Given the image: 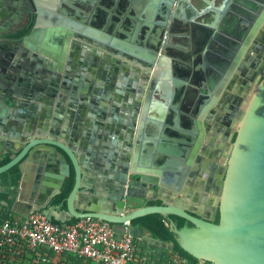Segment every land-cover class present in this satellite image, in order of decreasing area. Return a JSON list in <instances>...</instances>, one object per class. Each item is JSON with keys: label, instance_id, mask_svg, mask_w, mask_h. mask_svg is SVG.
Wrapping results in <instances>:
<instances>
[{"label": "water", "instance_id": "obj_1", "mask_svg": "<svg viewBox=\"0 0 264 264\" xmlns=\"http://www.w3.org/2000/svg\"><path fill=\"white\" fill-rule=\"evenodd\" d=\"M43 1L45 4L42 7L41 0L13 2L25 8L33 25L22 37L13 35L10 38L15 44L8 52L10 72L0 81V111L4 113L0 115V134L4 130V133L9 131L13 136V128L20 126L22 121L20 112L28 110L29 104L36 103L38 108L41 98H47V103L51 105V108L45 106L41 118H38L42 120L34 132L25 128L23 137L27 142L20 152L0 166V174L16 164H20L22 170L16 199L10 205L11 211L28 216L35 210H42L49 219L61 223L74 217L90 216L110 223L117 232L118 227L124 226L125 222L131 223L151 213L177 215L192 225L178 228L172 221L171 228L176 239L184 250L201 263L264 264V67L247 94L243 108H240L242 103L239 102L238 107L232 110L230 122L234 125L232 131L236 129L237 135L234 141L232 137L229 140L218 180H207V191L216 184L209 206L193 210L181 195L176 200H164L161 205H148V201L157 200V197L148 193L152 190L164 191L170 180L159 164L155 166L158 168L156 172L147 165L140 169L139 141L143 135L140 133L138 143L134 144L135 132L137 128L141 132L149 123L152 101L148 96L146 104H143L144 92L141 91L144 85L139 86L141 89L138 93L132 94L130 90L135 88L134 80L136 76L139 77V73L142 72L146 78L150 76L149 70L141 71L135 63L149 60L148 67L151 69L157 62V72L161 67L168 75L170 66L164 58L168 51L165 48L160 51L159 44L144 45L136 40L132 28L127 33L115 34L108 29L91 27L92 22L86 16L81 17L70 11L69 0ZM229 2L225 0L223 5L216 4L220 7L217 10L220 15L225 12ZM161 3L165 16L158 17L156 24L161 26L158 31L162 34L163 28L167 30L168 19L174 21L176 16H182L181 7L183 3L190 6V0H154L149 5L156 9ZM174 3L177 4L175 9ZM251 3L252 12L237 34L235 55L222 63L224 70L217 80L219 88L224 86L231 69L240 62L241 54L254 39L264 20V0H252ZM210 9L216 10L214 5L200 10L191 7L195 16ZM143 20L139 19V22L149 25ZM88 35L95 38V42L91 41L95 47L105 46L115 55L133 63L131 65L110 57L112 68L119 63L122 68L118 77L121 84L116 83L118 98L112 107L107 104L109 95L106 98L102 94V88L108 87V84L105 85L107 82L103 83L108 75L107 66L95 70V66L87 61L91 47L87 49L83 43L75 40ZM3 38L5 36L1 35L0 40ZM259 40L264 41V27L255 36L254 42L258 43ZM78 47L82 59L76 63L75 72L73 66ZM71 73L75 74L73 79L67 76ZM152 80L150 92L156 78ZM108 81L110 84L113 79ZM126 88L129 89L128 96L122 101L119 96H124ZM58 91L63 95H58ZM108 91L106 93L109 94ZM207 94L204 103L209 107L212 91L209 93L208 89ZM119 101L123 103L119 104ZM118 107L120 114H117ZM55 109L56 113L62 109L67 112L66 123L53 113ZM115 134L121 137L125 134L123 146L117 144ZM5 137L8 134L0 135V141ZM14 138L15 141L20 139L18 135ZM198 139L200 141L201 137ZM191 142L188 144L190 151L193 150ZM85 166L89 170L88 183L85 180ZM72 169L75 171V185L67 198V207L59 209L52 206V200L61 192L66 178L72 175ZM215 170L216 165L212 176L216 174ZM30 172L33 186L28 193L23 186ZM83 190L93 195L92 199L80 197ZM175 190L179 192L178 188ZM192 190H184L188 192V198ZM141 199L144 203L135 206ZM4 204L9 205L6 201ZM217 215L218 223L215 222ZM129 232L150 245L165 249L175 247L174 241L155 239L139 226H132Z\"/></svg>", "mask_w": 264, "mask_h": 264}, {"label": "crops", "instance_id": "obj_2", "mask_svg": "<svg viewBox=\"0 0 264 264\" xmlns=\"http://www.w3.org/2000/svg\"><path fill=\"white\" fill-rule=\"evenodd\" d=\"M224 1L190 0V6H186L183 3L181 7L182 16H176L174 21L169 18L166 25L167 30L165 31V28H163L162 34L158 31L161 26H157L156 21L160 16L164 18L165 11L161 8L162 3L159 8L150 7L149 4L154 3V0L68 1L70 11L81 17L86 16L92 22L91 27L95 29L103 28L108 29L111 33L121 34L127 33V30L132 28L136 40L143 42L144 45L159 44L161 47L160 51H162V48L168 51L167 55L164 56L170 66L168 75H165L161 67L157 72V62L151 69L148 67V64H150L149 60L148 62H140L139 64L141 65L135 63L141 71L149 70L150 76L146 78L145 75H142V72L139 73V77L136 76V80H134L135 88L131 89L130 92L132 94L138 93L141 89L139 86L141 84L144 85L141 91L142 93L144 92L143 104H146L149 96L152 105L149 123L145 125L141 132L137 128L135 140H133L134 144L138 143L139 134L142 133V139L139 141V160L143 166L140 165V169L145 168V165H147L151 166V171L156 172L158 168L155 166L159 164L162 166L163 173L170 180L164 191L152 190L148 194L162 201L176 200L181 195L188 201L186 204L193 206L196 210L209 206L216 191L215 183L210 191H207L205 187L208 178L212 179V182L214 180L216 182L220 174L219 169L223 158H215V155L221 143L225 145V143L229 142V140L227 141L229 129L233 130L234 128L233 123L229 121L230 110L239 98L246 97L247 99L248 86L251 84L252 88L258 79L256 76L260 75L264 67V41L254 42L255 36L264 27L263 20L254 39L241 54L240 62L231 69L229 78L224 86L219 88L217 80L220 72L224 70L222 69V63L235 55L237 34L240 27L244 24L243 22H247L253 9L252 0H230L225 12L220 15L217 11L220 7L216 6V4L223 5ZM13 2L15 0H0V36H5L0 41L6 40L0 43V81L10 72L11 62L8 59V52L15 46L10 41V38L16 32L24 29L29 23L25 8L16 6ZM41 2L42 7L45 3L43 0ZM176 5L174 3V9ZM211 5H214L216 10L210 9V11L199 16H195L191 10V7L200 10L204 9L205 6ZM148 14H151L149 18ZM139 19H144L143 21H147L149 25L144 24V22L141 24ZM94 39L88 35L75 40L83 43V46L87 49L91 47L87 54L89 57L87 61H89L88 64L95 66V70L99 71V69L107 66L106 74L108 73V75L103 83L107 82L105 85L108 84L107 89L110 93H106L107 89L105 86L102 88V94L106 98L109 95L107 104L112 107L116 97L118 98V95H116L118 89L116 83L118 85L121 84L118 77L122 73V68L119 67L120 63H117L118 65H114L115 67L113 66L114 68H112V64L109 63L110 57H114L120 62L126 61L131 65L133 63L124 57L115 55L105 46L95 47L91 43V41L95 42ZM93 49L95 52H92L94 51ZM79 51L80 48L78 47L73 66L75 72L77 71L76 63H78L79 59H82ZM74 75V73H71V75L67 76L73 79ZM153 78H156V83L150 92ZM108 79H113V82L109 84L110 81ZM244 80L246 81L245 85L243 84ZM242 87H244V90H240ZM208 89L209 93L212 91L209 107L208 105L205 106L204 103L208 96ZM0 90L2 89L0 88ZM128 92L129 89L126 88L124 96H119L122 101L127 98ZM227 92L232 94V97L225 101V103L227 102L225 108V104L222 101ZM60 94L63 95V93L58 91V95ZM122 101L118 103L122 104ZM47 102H49L47 98H43V100L41 98V101L38 102V108L35 103L29 104L28 110L21 109L23 112H20L19 117L22 121L20 126L13 128V136L8 130L5 133L4 130L1 131V137L4 134H8V137L2 138L0 141V159L7 154L15 155L20 152L27 142L23 137L25 128L32 129V132L36 130L42 120L38 118L39 116L41 118L45 111V106L51 108V105ZM9 104L13 105L12 103ZM243 104L244 102L240 104V108H243ZM203 106L205 107L204 109H202ZM223 107L225 110H221ZM119 108L117 109V114H120ZM221 112L224 119L219 118L220 122L218 116ZM53 113L66 123V111L62 109L56 113L55 109ZM1 114L4 113L0 111ZM120 118L125 119L123 117ZM207 124L210 127L207 128ZM17 135L20 139L15 141L14 137ZM200 137L201 140L199 141L198 138ZM114 138L117 144L123 146L126 139L125 134L122 137L119 134H115ZM190 142L193 143V150L191 149V151L188 145ZM6 149L8 150L7 153H5ZM80 154L83 156L81 152ZM214 165H216L217 171L215 170L216 174L212 176ZM84 172L86 183H88L89 170L87 166L84 167ZM204 180L205 183L203 184ZM32 186L33 175L30 172L25 179L23 187L29 193ZM175 188H178L179 192ZM186 188L193 189L189 198L187 196L188 192L184 191ZM0 191H2L1 188ZM80 197L92 199L93 195L83 190L80 192ZM194 200H197V202H194ZM143 203L144 200H138L135 206H140ZM78 205L83 206L82 203H78ZM118 229L122 233L123 226H119Z\"/></svg>", "mask_w": 264, "mask_h": 264}, {"label": "built area", "instance_id": "obj_3", "mask_svg": "<svg viewBox=\"0 0 264 264\" xmlns=\"http://www.w3.org/2000/svg\"><path fill=\"white\" fill-rule=\"evenodd\" d=\"M131 227L125 222L118 233L110 223L90 216L61 223L49 219L42 210L9 218L0 212V264H52L50 253L79 258V264L185 263L181 257H154L143 250L142 239L130 234Z\"/></svg>", "mask_w": 264, "mask_h": 264}, {"label": "trees", "instance_id": "obj_4", "mask_svg": "<svg viewBox=\"0 0 264 264\" xmlns=\"http://www.w3.org/2000/svg\"><path fill=\"white\" fill-rule=\"evenodd\" d=\"M33 25V21H31L24 29H22L20 32L14 34L16 37H22L23 35L27 34ZM236 138V135L234 139ZM14 154H7L3 158L0 159V166L6 164L12 159V156ZM22 177V170L20 167V164H16L12 166L7 171L0 174V188L2 191H0V212L3 218H9L13 215H16L13 213L10 209V205L15 201L17 196V187L19 186L20 180ZM75 185V171L72 169V175L70 177H67L64 181V184L62 186L61 192L56 195L52 200V206L59 207L61 209H64L67 207V198L69 194L71 193L73 187ZM8 202L9 205H5L4 202ZM148 205H161L163 204V201L161 199L157 200H150L147 202ZM79 218H72L67 223H74ZM54 221V220H53ZM174 221L178 228H181L182 226L189 224L192 225L190 222H188L186 219L179 217L177 215H164L161 213H151L139 218H136L131 221V226H139L141 227L145 232H148L154 237L155 239L162 240V241H174L175 247L174 249H165L161 247H157L154 245H150L144 240L141 241L140 247L143 250L150 251L152 255L155 256H168V255H174L177 257H181L184 259V264H212L209 262L201 263L199 259L188 253L186 250H184L180 244L178 243L176 239V234L173 232L171 228V222ZM57 222V221H55ZM216 223L219 222V215L215 221ZM113 226V225H112ZM114 227V226H113ZM50 256L53 258L52 264H79L81 263V259L70 256L68 254L62 253L60 255H56L54 253H50Z\"/></svg>", "mask_w": 264, "mask_h": 264}, {"label": "flooded vegetation", "instance_id": "obj_5", "mask_svg": "<svg viewBox=\"0 0 264 264\" xmlns=\"http://www.w3.org/2000/svg\"><path fill=\"white\" fill-rule=\"evenodd\" d=\"M29 23H30V21H29ZM28 23V24H29ZM18 32H20V31H18ZM18 32H16V33H18ZM15 33V34H16ZM15 36V35H14ZM262 72V71H261ZM256 78H258L259 79V76H256ZM253 79H254V77H253ZM243 84L245 85L246 84V81L244 80L243 81ZM248 88L249 89H247V92H246V94H249V91H250V88H251V84L248 86ZM240 90H244V87H242ZM230 97H232V94H230V93H226L225 94V96H224V100L222 101V103H224L225 105H224V107L226 108V103H225V101H228L229 99H230ZM226 98V99H225ZM242 100V101H241ZM246 100V97L245 98H243V97H241V98H239L238 99V101L235 103V105L232 107V109L230 110V116H229V121L231 120V117H233V115H232V110L233 109H235V108H237L238 106V103L240 102V103H243L244 101ZM222 108L221 110H225V108ZM219 118H223L224 119V117H223V115H222V112L219 114V116H218V119ZM219 121L221 122V120L219 119ZM210 127V126H209ZM236 130V129H235ZM235 130L234 131H232V129L230 128L229 129V135H228V137H227V141L228 140H230V138L232 137V140L234 141L235 139H234V137H235V135H237V133L235 132ZM232 133V134H231ZM226 141V142H227ZM228 144H229V142L228 143H225V145L223 144V143H221L220 144V146L217 148V150H216V155H215V158H223L224 159V156L226 155V153H227V151H228ZM214 155V154H213ZM223 159H222V161H223ZM194 202H197V200H194ZM189 206V205H188ZM191 209H193V210H195V208L192 206H189ZM217 217H218V215H217ZM217 217H216V219H217ZM216 219H215V221H216Z\"/></svg>", "mask_w": 264, "mask_h": 264}]
</instances>
